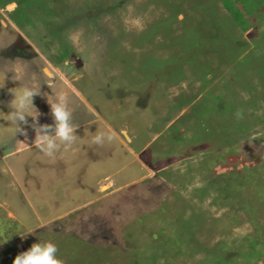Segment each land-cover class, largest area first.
<instances>
[{
    "label": "rangeland",
    "instance_id": "1",
    "mask_svg": "<svg viewBox=\"0 0 264 264\" xmlns=\"http://www.w3.org/2000/svg\"><path fill=\"white\" fill-rule=\"evenodd\" d=\"M38 84L52 156L3 115ZM0 112V264H264V0H0Z\"/></svg>",
    "mask_w": 264,
    "mask_h": 264
},
{
    "label": "clouds",
    "instance_id": "2",
    "mask_svg": "<svg viewBox=\"0 0 264 264\" xmlns=\"http://www.w3.org/2000/svg\"><path fill=\"white\" fill-rule=\"evenodd\" d=\"M11 93L12 99L8 104L10 111L6 114L0 113H3L8 118L7 122L12 125L14 138L17 135L27 138L28 129H31L34 133L33 141L37 143L41 151L49 156H52L62 144H71L76 140L78 137L76 131L79 125L72 122L73 113L69 107L67 96H60L50 101L49 94L40 91V84L25 85L18 95ZM40 95L47 99L52 123L39 122L41 113L35 107L34 97ZM91 139L93 144L102 145L105 141L111 142L117 139V136L111 128H107L104 131L96 132ZM30 233L32 232L17 235L23 240ZM8 240L0 242V245ZM57 252L58 248L54 243L38 238V241L32 243L26 250L17 253L12 259V264H61L57 258Z\"/></svg>",
    "mask_w": 264,
    "mask_h": 264
},
{
    "label": "bare ground",
    "instance_id": "3",
    "mask_svg": "<svg viewBox=\"0 0 264 264\" xmlns=\"http://www.w3.org/2000/svg\"><path fill=\"white\" fill-rule=\"evenodd\" d=\"M10 7H13V6H10Z\"/></svg>",
    "mask_w": 264,
    "mask_h": 264
}]
</instances>
